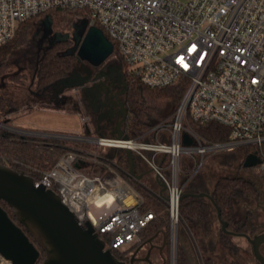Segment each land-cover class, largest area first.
<instances>
[{
	"label": "built area",
	"instance_id": "obj_1",
	"mask_svg": "<svg viewBox=\"0 0 264 264\" xmlns=\"http://www.w3.org/2000/svg\"><path fill=\"white\" fill-rule=\"evenodd\" d=\"M54 9L84 10L88 26L102 27L118 56L131 66L130 73L144 85L185 86L173 121L153 129L168 133L163 140L146 142L38 133L0 124L18 137L43 143L69 140L130 149L167 185L174 250L183 195L182 156L194 159L196 174L207 154L249 147L248 156H255L256 167L264 170V0H0V48L15 38L22 22ZM189 121L227 127L229 140L205 141L186 125ZM162 155L170 157L167 167L159 163ZM92 166V175L80 170ZM34 171L40 177L26 174L35 186L53 190L79 224L90 223L111 251L137 242L154 219L151 211L140 210V194L99 156L71 149L52 169Z\"/></svg>",
	"mask_w": 264,
	"mask_h": 264
},
{
	"label": "trees",
	"instance_id": "obj_2",
	"mask_svg": "<svg viewBox=\"0 0 264 264\" xmlns=\"http://www.w3.org/2000/svg\"><path fill=\"white\" fill-rule=\"evenodd\" d=\"M48 14H51L52 28L56 32L72 31L76 25L82 21H86L84 18V10L54 9L21 23L15 38L0 48V122L7 123L11 115L19 112L23 108L22 103L7 91L8 83L25 87L26 81L29 79V76L24 72H18L16 74L11 72L9 63L10 56L16 49L29 42L36 21ZM97 28L102 29L99 26ZM113 45L114 52L111 57H117L121 65H124L125 62L118 56L116 44L113 43ZM69 46V42H59L45 49L35 69L34 84L36 91L32 90V94H36L37 96L51 95L53 93L60 95L61 92L58 91L65 83L72 88L87 82L88 74L85 72V77H83L81 74L83 70L82 65L78 63L75 55H66ZM82 60L89 61L88 59ZM100 67L101 65L95 69L97 70ZM185 91V86L181 84H175L162 89H153L144 85L137 76L131 73L126 74L124 105L127 111V119L122 127L124 136L129 139L146 142L163 140L164 136L168 133L164 128L173 121L174 113L180 105ZM186 125L192 128L205 141L223 143L229 140L230 130L217 123L200 124L189 121ZM157 126L164 128L153 130ZM87 148L88 145L81 142H78L75 146V149L84 150V152L88 153ZM71 149V144H68L66 141L52 143L38 142L36 140L18 137L5 128L0 127V164L19 172H33L34 179L41 175L34 170L46 172L52 169L59 158ZM108 149L113 152L108 154V152H104L102 149L100 150L101 155L99 158L112 166L114 165L118 172L140 194L143 198L140 210L144 213L151 211L154 214V219L140 232L139 240L124 250H113V255L119 261L128 264L131 255L137 247L148 246V248L153 247V249H156L155 247H163L168 264H170L171 220L168 201L163 196L149 190L140 180L130 175V164L124 150L118 148ZM227 153L231 158L240 161L241 169L254 173V167H244V162L249 154V147H240ZM135 157L136 155L134 154V159ZM116 159L119 166L114 163ZM169 162L170 157L168 155L159 157V163L163 167H167ZM180 167L179 181L180 185L183 186V194H201L207 192L212 195L219 206L223 220L229 224V230L246 233L250 236L254 235L255 224L252 219V213H248L244 221L237 219L234 213L233 200L237 197L259 199L261 189L255 177L250 178L249 175L243 174L234 177H221L215 183L213 189L207 191L202 182L193 183L196 175L194 174L195 162L193 158L185 155L182 156ZM258 170L260 171L259 175L264 177V170ZM166 173H168V170H166ZM164 194L167 195L166 193ZM0 205L8 213L9 217L27 233L30 240L40 250L41 256L38 264H42L46 259V251L39 245L37 239L26 230L25 226L21 224L14 209L3 200H0ZM211 206L212 203L207 198L185 197L182 199L179 208V234L181 228L186 227L189 228L194 238L198 240L194 230L195 224L197 222L203 223L207 210ZM218 236L224 240L225 244H231L230 236L225 235L222 230L218 232ZM193 251L194 253H191L187 246L180 242L179 237L177 264H191L193 260L196 264L197 262L198 264H202V262L204 264H210V258H204L198 252L197 243H195ZM150 261L153 264L162 263L161 256L157 250H152ZM137 264L147 263L140 261Z\"/></svg>",
	"mask_w": 264,
	"mask_h": 264
},
{
	"label": "rangeland",
	"instance_id": "obj_3",
	"mask_svg": "<svg viewBox=\"0 0 264 264\" xmlns=\"http://www.w3.org/2000/svg\"><path fill=\"white\" fill-rule=\"evenodd\" d=\"M48 17L51 18V14L45 15L36 21L29 42L16 49L10 56L9 63L11 72L13 74L24 72L29 76V79H27L25 87L17 86L14 83H8L7 91L22 103L23 108L19 112L11 115L9 121H7L5 125L17 130L75 137L86 135L88 130L91 138H117V125L122 119L121 108L118 101L124 103L126 74H130L132 69L127 63L121 65L115 57H111L103 66L94 70V83L84 82L83 84H86L85 87L77 85V87L74 88H66L63 86L58 91L61 92L62 95L53 93L51 95L37 96L31 93L32 90H35L34 74L37 64L45 49L50 46L48 34L46 30L44 31L43 24V21ZM80 65L87 67L86 64ZM85 72L86 70L84 69L81 73L83 77H85ZM72 82L74 83V81ZM93 84H97L103 88V90L99 91L98 89H92ZM107 88L109 90L111 89L110 93L112 92L114 97H118V101L117 99L111 98ZM87 103H89V107L90 105L91 107L96 105L93 106L95 111L90 108L88 109L86 106ZM2 124H0V127L6 129V126ZM66 142L71 144L72 149H75L78 143L69 140ZM87 145L88 153L96 156L101 155L100 150L102 149L104 152H108V154L113 152L109 151L108 148H97L96 145L92 143H88ZM132 153L134 156L135 153ZM117 159L114 163L119 166ZM135 163L137 176L144 175L140 180L142 184L164 198L168 197L167 192H165L167 195L161 194V187L157 182L156 173L149 167L147 162L136 155ZM258 169L259 168L255 166L254 173L241 169L240 161L231 158L227 152L210 153L205 156L201 165L198 166L193 181V183L202 182L205 189L211 191L215 183L221 177H234L239 174L249 175L250 178L255 177L261 189L259 199L237 197L233 200L234 213L237 219L244 221L248 213H252V219L255 224L253 236L264 232V177L259 175L260 171ZM80 170L89 175L94 173L93 166L89 169L80 168ZM163 173L165 175L168 174L166 170H163ZM194 230L198 240L194 238L189 228L182 227L180 234L177 229V232H175V243H177V246L180 237V242L185 244L187 248H189L188 250H191V253H193L192 250L195 243H197L198 252H200L204 258H210V264H260L255 259L252 246L245 237L230 236L233 242H231V244H225L224 240L217 236L218 232L221 230V224L213 204L207 210L203 223L197 222ZM34 231L37 232L36 230ZM37 234L40 236L38 232ZM172 235L173 232L171 228L170 260L173 258L175 260L177 246L175 245L176 248L172 250ZM40 241L43 245H47L43 238L40 239ZM155 248L154 250L158 252L161 250V248ZM152 250L153 247L148 248V246H140L139 248L137 247L131 257H133L134 260H145ZM261 250L264 254V244ZM194 255L196 256V254ZM2 264L7 263L3 262ZM191 264L196 263L193 260Z\"/></svg>",
	"mask_w": 264,
	"mask_h": 264
},
{
	"label": "water",
	"instance_id": "obj_4",
	"mask_svg": "<svg viewBox=\"0 0 264 264\" xmlns=\"http://www.w3.org/2000/svg\"><path fill=\"white\" fill-rule=\"evenodd\" d=\"M43 22L46 32L52 30V19L50 17ZM87 28V21H82L74 27L77 32V42L82 39ZM68 37V34L63 35L58 32L54 35L53 44L67 42ZM90 39L94 40V46L88 47L91 51L97 53V60L93 61L87 57H81L93 61L94 65L99 66L113 54L114 45L106 37L103 30L97 27L88 29L83 47L87 46ZM71 54L74 55L70 49L66 55ZM67 85L65 83L64 87L70 88V85ZM85 85L82 83L78 86L85 87ZM115 99L119 100L117 96ZM118 103L121 108L122 119L117 125V138L122 139L127 138L124 136L122 128L127 119V111L124 103L119 101ZM185 143L189 145L191 141L186 138ZM125 152L130 164V175L141 180L144 175L137 176L132 151L126 149ZM255 166H257V158L253 155L248 156L244 162V167L252 168ZM156 178L163 195L167 192V185L160 180L158 175H156ZM185 197L207 198L217 211L223 233L227 236L245 237L252 246L255 259L260 264H264V254L261 250L264 244V232L256 236H250L246 233L229 230V224L223 220L219 206L212 195L208 193H186L181 196L180 200ZM165 199L168 201V197H165ZM0 200L5 201L14 209L21 224L46 251V259L42 264H126L113 255L90 223L85 226L79 224L75 215L62 203L60 197L53 190H48L44 186H35L31 176L2 164H0ZM42 238L47 245L42 244L40 241ZM40 256V250L30 240L27 233L9 217L0 205V264L3 262L7 264H38Z\"/></svg>",
	"mask_w": 264,
	"mask_h": 264
},
{
	"label": "flooded vegetation",
	"instance_id": "obj_5",
	"mask_svg": "<svg viewBox=\"0 0 264 264\" xmlns=\"http://www.w3.org/2000/svg\"><path fill=\"white\" fill-rule=\"evenodd\" d=\"M90 27L88 26V28H87V30H86V32L83 34V37H82V39L79 41V42H77V40H76V37H77V32L75 31V29H73L72 31H69V32H61L63 35H65V34H68L69 35V37H68V40H67V42H69L70 43V46H69V48H68V50H72V52H73V54L75 55V57L77 58V60H78V63L79 64H85L86 63V65H87V67H83L82 66V69L84 70H86V73L88 74V77L87 78H89V79H87V81H89L90 83H94V78H93V75H94V70H95V68L97 67L96 65H94L92 62L93 61H96L97 60V53H95V52H93V51H91V49L88 47V46H94L93 44H94V40L93 39H90L89 40V42H88V44H87V46L86 47H83V44H84V42H85V38H86V33H87V31H88V29H89ZM44 31H45V28H44ZM56 33H58V32H56L55 30H53V28H52V30H50V31H48L47 32V34H48V40H49V42H50V46H53V45H55L56 43H54L53 44V41H54V35L56 34ZM81 34V35H82ZM81 56H83V57H87V58H89V59H91V60H93V61H83L81 58ZM111 59V56L105 61V62H103L102 64H101V66H103L108 60H110ZM94 69V70H93ZM82 70V71H83ZM124 82H125V79H124ZM92 89H98L99 91L100 90H103V88H101L100 86H98L97 84H93L92 85ZM111 90V89H110ZM110 90L107 88V91L109 92V95L111 96V98L112 99H115V97H114V95L112 94V92L110 93ZM124 90H126V87H125V84H124ZM125 93V92H124ZM108 95V96H109ZM87 108L89 109H92L93 111H95L94 110V108H93V106H96V105H93L92 107H91V105H90V107H89V103H87ZM122 113V112H121ZM177 244V243H176ZM151 248V247H150ZM154 250V249H153ZM151 254H152V251H151V253L150 254H148V258L147 259H145V260H134L133 259V257H131V259H130V261L128 262V264H137L138 262H140V261H144L145 263H147V264H153L152 263V261H149L150 260V257H151ZM159 254H160V256H161V259H162V263L161 264H168V261H167V258H166V256H165V254H164V248L163 247H161V250L159 251ZM170 264H177V250H176V257H175V260H174V258L173 259H171L170 260ZM202 264H204L203 262H202Z\"/></svg>",
	"mask_w": 264,
	"mask_h": 264
},
{
	"label": "crops",
	"instance_id": "obj_6",
	"mask_svg": "<svg viewBox=\"0 0 264 264\" xmlns=\"http://www.w3.org/2000/svg\"><path fill=\"white\" fill-rule=\"evenodd\" d=\"M87 132L89 133V131L87 130ZM218 236V235H217ZM230 241L231 242H233V240L232 239H230ZM189 249V248H188ZM190 252H191V250H189ZM193 251V250H192ZM193 253H194V251H193Z\"/></svg>",
	"mask_w": 264,
	"mask_h": 264
}]
</instances>
